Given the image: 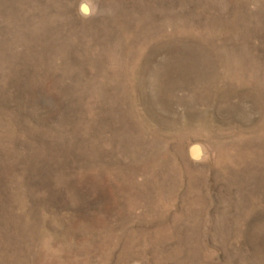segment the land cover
I'll return each instance as SVG.
<instances>
[{
	"label": "rangeland",
	"instance_id": "374dc122",
	"mask_svg": "<svg viewBox=\"0 0 264 264\" xmlns=\"http://www.w3.org/2000/svg\"><path fill=\"white\" fill-rule=\"evenodd\" d=\"M0 264H264V0H0Z\"/></svg>",
	"mask_w": 264,
	"mask_h": 264
},
{
	"label": "water",
	"instance_id": "95a60500",
	"mask_svg": "<svg viewBox=\"0 0 264 264\" xmlns=\"http://www.w3.org/2000/svg\"><path fill=\"white\" fill-rule=\"evenodd\" d=\"M192 153V152H191Z\"/></svg>",
	"mask_w": 264,
	"mask_h": 264
}]
</instances>
